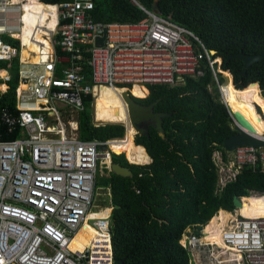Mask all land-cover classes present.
<instances>
[{"label": "built area", "instance_id": "obj_1", "mask_svg": "<svg viewBox=\"0 0 264 264\" xmlns=\"http://www.w3.org/2000/svg\"><path fill=\"white\" fill-rule=\"evenodd\" d=\"M39 1L57 7L55 30L40 28L50 51H45V42L37 43L34 54L39 61L20 60L23 68L18 73L14 114L7 108L0 111L8 131L17 126L22 134L20 139L0 141V264H114L110 189L101 205L96 179L100 169L110 171L101 157L105 152L112 157L104 148L115 140L82 141L79 123H71L64 109L83 111L85 96L96 99L99 88L105 86L128 91L139 86L147 93L131 94L145 98L149 86L184 85L187 78L203 77L208 68L231 128L235 124L249 131L236 122L225 101L223 88L232 82V75L222 71V59L170 17L140 5L147 16L139 21L102 22L93 19V0ZM25 2L0 0V61L20 58L19 50L3 36L23 46ZM102 38L103 45L98 46ZM85 65L91 69L89 79ZM220 76L226 81L221 82ZM70 124L73 131L68 130ZM256 137L264 142V132ZM225 153L213 154L216 191L234 181L246 166L264 171V146L242 145ZM107 209L104 217L95 216ZM229 214L220 233L222 247L200 242L190 229L185 232L180 243L191 252L193 264H264V217L245 218L239 209ZM86 223L87 232L92 233L88 245L71 248Z\"/></svg>", "mask_w": 264, "mask_h": 264}, {"label": "trees", "instance_id": "obj_2", "mask_svg": "<svg viewBox=\"0 0 264 264\" xmlns=\"http://www.w3.org/2000/svg\"><path fill=\"white\" fill-rule=\"evenodd\" d=\"M42 1L56 4L61 0ZM156 1L93 0L92 16L102 22H136L147 16L140 5L153 9ZM158 4L164 17L172 15L175 24L193 32L206 49L215 51V56L222 59L221 69L232 75L236 88L231 82L223 88L230 101L228 107L245 113L256 130L264 132V60L253 65L243 77L240 75L243 62L227 61L230 55L252 56L264 51V0H158ZM36 10V27L58 21L56 6L38 2ZM33 28L25 26L23 32ZM3 40L19 46L17 40L6 36ZM59 54L62 55L60 51ZM6 63L0 61V68ZM12 64L16 66L15 72L6 80L8 88L0 95V111L7 108L14 114L18 57ZM83 70L89 79L91 69L85 65ZM220 78L221 82L226 81L223 76ZM124 90L112 87L98 90L95 119L107 125H95L91 94L85 96V108L78 118L80 139L84 142L117 139L111 144L117 154H113V163L132 172V177L121 178L106 170L109 175L98 173L96 179V189L109 188L111 192L113 210L109 226L113 257L122 260V264H193L191 253L180 243L185 231L194 229L200 236L198 232L205 225L202 233L212 231V227L217 231L225 211H233L234 195L243 203L252 204V192L264 194V171L246 166L234 181L216 192L213 154L221 151L226 155L222 142L235 131L208 68L203 77L187 78L184 85L149 86L147 98H134L141 103L159 100L156 111L174 112L164 120L165 138L153 127L149 136L135 135L126 116ZM131 92L140 96L147 90L134 86ZM19 137V127L9 132L0 121V141ZM220 210L223 211L218 213Z\"/></svg>", "mask_w": 264, "mask_h": 264}, {"label": "water", "instance_id": "obj_3", "mask_svg": "<svg viewBox=\"0 0 264 264\" xmlns=\"http://www.w3.org/2000/svg\"><path fill=\"white\" fill-rule=\"evenodd\" d=\"M153 10H155L157 13L161 14V9L158 4V0L155 2ZM172 15L170 16V18ZM104 42V38L98 39L97 45L102 46ZM211 54H216L215 51H211ZM235 59L243 62L244 67L241 72V76H245L248 72V70L255 65L256 63L264 60V51L258 55H245L243 53L237 54V55H230L227 58V61ZM255 84V83H252ZM250 84V85H252ZM249 85V86H250ZM123 96V102L125 104L126 108V116L129 125L134 129L135 135L138 136H149L150 135V127H153L160 137L165 138V129H164V120L167 118H171L174 114V112H164V111H156L155 107L158 104L159 100L151 103V104H141L137 102L127 90H124L122 92ZM232 117L235 118L237 123H240V125L244 128H246L249 132H246L241 127L233 124L232 129L235 131L234 134L229 136L228 138H225L222 142V148L226 152L232 151L237 146L242 145H248V146H264V142L259 140L256 137V133L254 132V128L252 127V124H250L241 113L237 112H231ZM125 127V125H124ZM126 131V127H125ZM152 163L151 162L149 164ZM131 164V163H129ZM111 174L117 177L121 178H130L132 177V172L127 167H122L119 163H113L111 165ZM232 205L233 209H240L241 201L240 197L237 195H234L232 198ZM114 263L116 264H122V260L114 259Z\"/></svg>", "mask_w": 264, "mask_h": 264}, {"label": "bare ground", "instance_id": "obj_4", "mask_svg": "<svg viewBox=\"0 0 264 264\" xmlns=\"http://www.w3.org/2000/svg\"><path fill=\"white\" fill-rule=\"evenodd\" d=\"M16 1H18V0H13V3H15ZM38 2L41 3L39 0H26V2L23 4L24 10H23V14H22V16H23L22 17V29H21L22 33L20 34V38H21L22 45H23L22 50L24 48V50L26 51L29 48V51H26L24 53L21 52L20 58L22 61H32V62L39 61V55L36 53L34 54V52H37L39 49L37 43L45 42V45L47 46L45 51H50V46H49L48 41H45L42 38V34H43V32H45V31H42L40 29L42 27H36L35 31L31 35V37H30L29 32H23V28L25 26H27V24H30V22L31 21L33 22L34 20L36 22V20H37L36 6H37ZM57 22H55L56 25H57ZM55 24H46L43 27H46L48 30H55V28H56ZM23 39H24V41H23ZM29 44H31L32 46ZM31 53H33V54H31ZM255 84H258V83H255ZM255 84H252V85H255ZM105 87H107V86H105ZM228 94H229V92H228ZM224 96H225V101L228 105V102H230V101L228 100L227 92L226 93L224 92ZM233 112L241 113L242 116L250 124H252L250 122V120L247 118L245 113L239 112V111H233ZM252 127L254 128L255 133H260L259 131L256 130V128L253 125H252ZM109 149H110V147H109ZM105 164L108 167H111V165H112V160L109 157V155L105 159ZM250 199L253 202L252 204L243 203L240 200L241 205H240L239 211H240L241 215H243L245 218H249V219L263 218L264 217V194H253L250 196ZM108 212H109V210L107 209L105 212H101L100 214L95 215V216L96 217L97 216L98 217H104L105 215L108 214ZM229 219H230V214L228 212H226L225 217L221 221L220 227L217 229V231H215V228L212 227L213 228L212 231H209V232H206V234H204V233L203 234L205 236H207L208 238H210V240L215 242L218 246H223V242L220 239V233L223 230V228L226 226L227 221ZM88 225L89 224L86 223L84 225V227L80 230L79 234L73 239V241L70 244L71 248H77L78 247V248L84 249L85 246L88 245L90 237L92 236V233L87 232ZM81 239L83 241L82 243H80ZM232 258H233V256H231V259H229V262H231Z\"/></svg>", "mask_w": 264, "mask_h": 264}, {"label": "rangeland", "instance_id": "obj_5", "mask_svg": "<svg viewBox=\"0 0 264 264\" xmlns=\"http://www.w3.org/2000/svg\"><path fill=\"white\" fill-rule=\"evenodd\" d=\"M42 1V0H41ZM0 24H1V22H0ZM21 26V25H20ZM27 26H33L34 28H33V30L32 31H28L29 33H30V37H31V35L33 34V32H34V30H35V27L37 26L36 24H35V20L32 22H30V24H27ZM23 41H24V39H23ZM29 45H31V44H29ZM32 46V45H31ZM23 50H24V48H23ZM22 50V53H24V52H26V51H29V48L25 51H23ZM20 53H21V51H20ZM23 55V54H22ZM20 56H21V54H20ZM3 76H5V74L3 75ZM120 88H122V87H120ZM128 88V87H127ZM210 90L209 91H212V88L210 87L209 88ZM230 91V90H229ZM261 94V93H260ZM95 102H96V100H95ZM95 102H94V104H95ZM94 104H93V107H94ZM261 114H262V112L260 111V110H258ZM64 112L67 114V119H69L70 121H71V123H79L78 122V118H79V114H80V112H76V111H72L70 108H66V109H64ZM94 123H95V125H97V126H100V125H107V124H101V123H98L97 121H96V119H95V107H94ZM69 123V122H68ZM108 124H114V123H108ZM115 124H121V123H115ZM78 125V124H77ZM121 125H123V124H121ZM79 127V126H78ZM68 130L69 131H73V128H72V126H71V124L69 125V127H68ZM79 134V133H78ZM134 137H135V135H134ZM109 141H113V140H109ZM108 142V141H107ZM109 149V147L107 148V147H105L104 148V150H108ZM109 150H111L112 152H111V154H114L113 153V150H112V145L110 146V149ZM115 155H117V154H115ZM121 155V154H120ZM106 157H108V155L106 154V152L105 153H103L102 154V160H104L105 161V159H106ZM125 157V156H124ZM129 163V162H128ZM148 165V164H147ZM98 173H100V175L101 176H104V175H109V174H107L106 172H105V170L104 169H100L99 171H98ZM216 184H217V180H216ZM96 198H97V202L99 201V200H101V205H103V203L105 202L104 201V199L107 197L106 196V192H105V190H101V189H99V190H96ZM253 194H260V193H253L252 192V195ZM204 229V228H203ZM203 229L201 230V231H199L198 233L200 234V236L202 235V237L200 238V237H197V235H196V230H194V229H190V231H191V235H194L197 239H199L200 240V242H205V241H210V242H212V244L213 243H215V242H213L212 240H210V238H208L207 236H205L204 234H206V232L203 234H201V232H203ZM188 230V229H187ZM186 230V231H187ZM185 231V232H186ZM182 242H183V238H182ZM217 245V244H216ZM222 247V246H221ZM206 255H207V253H205ZM201 256H205L203 253H201L200 254ZM114 258V257H113Z\"/></svg>", "mask_w": 264, "mask_h": 264}, {"label": "crops", "instance_id": "obj_6", "mask_svg": "<svg viewBox=\"0 0 264 264\" xmlns=\"http://www.w3.org/2000/svg\"><path fill=\"white\" fill-rule=\"evenodd\" d=\"M18 45H19V43H18ZM22 47L23 46H17L16 48L19 50V53H20V51H21V49H22ZM21 54V53H20ZM31 54H33V53H31ZM58 55L59 56H64V54L62 53V55H60L59 53H58ZM15 57H18V56H15ZM14 57V58H15ZM13 58V59H14ZM13 59L11 60V61H6L7 63H6V65H5V67H1L0 68V95L1 94H3L6 90H7V88H8V85L6 84V80H8L10 77H11V73H13V72H15V67L16 66H14L13 64H12V62H13ZM21 60V58H18V67H17V73H19L20 72V70H21V68H23V66H22V62L20 61ZM25 62H27V64H30V63H35V62H32V61H25ZM60 65H62V64H60ZM5 74V77H8V79H3V77H2V75H4ZM17 85H18V82H17ZM17 85H16V87H15V90H16V88H18L17 87ZM5 87V88H4ZM120 88V87H119ZM14 100H15V104H16V91H15V97H14ZM6 109V108H5ZM1 121V120H0ZM2 122V121H1ZM3 123V122H2ZM65 124V123H64ZM66 124H69V123H66ZM78 133H79V127H78ZM79 135V134H78ZM20 138H22V134L20 133V137L19 138H17V139H20ZM80 138V137H79ZM224 150V149H223ZM221 152V151H220ZM224 152H225V150H224ZM217 192V191H216ZM221 211H223V210H220L219 212H221ZM218 212V213H219ZM226 212V211H225ZM217 213V214H218ZM216 216V215H215ZM214 216V217H215ZM188 231H190V230H188ZM191 232V231H190ZM191 234V233H190ZM196 235H197V233H196ZM194 236V235H193ZM195 237V236H194ZM198 237V236H197ZM191 253V252H190ZM192 256V255H191Z\"/></svg>", "mask_w": 264, "mask_h": 264}, {"label": "clouds", "instance_id": "obj_7", "mask_svg": "<svg viewBox=\"0 0 264 264\" xmlns=\"http://www.w3.org/2000/svg\"><path fill=\"white\" fill-rule=\"evenodd\" d=\"M231 84H233V78H232V82H231ZM129 89H130L129 91H128L127 89H125V90H127V91L129 92V94H130L133 98H136V97H134V96L131 94V89H132V88L129 87ZM149 94H150V93H149ZM148 96H149V95H148ZM148 96H147V97H148ZM147 97H145V98H147ZM93 98H94V97H93ZM139 99H143V98H139ZM95 100H96V99L94 98V102H95ZM94 102H93L92 104H94ZM94 107H95V104H94ZM120 140H121V139H120ZM115 141H117V139H115ZM110 152H111V151H110ZM114 154H115V153H114ZM124 156H125V155H124ZM112 157H113V154H112ZM112 157H111V160H112ZM112 162H113V160H112ZM133 165H134V164H133ZM107 170H108V169H107ZM110 170H111V167H110ZM105 171H106V170H105ZM108 172L111 173L109 170H108ZM109 173H108V174H109ZM216 189H217V185H216ZM96 190H99V189H96ZM101 190H104V189H101ZM106 190H107V189H106ZM106 190H105V192H106ZM221 190H222V189H221ZM221 190H220V191H221ZM220 191H217V192H220ZM110 194H111V192H110ZM241 197H243V196H241ZM111 204H112V202H111ZM112 206H113V204H112ZM112 210H113V209H112ZM233 210H234V209H233ZM226 212L230 213L229 211H226ZM231 212H232V211H231ZM111 213H112V211H111ZM216 215H217V214H216ZM110 216H111V215H110ZM205 226H206V225H205ZM205 226H204V227H205ZM204 227H203V228H204ZM203 228H202V229H203ZM201 234H202V232H201ZM200 237H202V235H201ZM112 252H113V251H112Z\"/></svg>", "mask_w": 264, "mask_h": 264}, {"label": "flooded vegetation", "instance_id": "obj_8", "mask_svg": "<svg viewBox=\"0 0 264 264\" xmlns=\"http://www.w3.org/2000/svg\"><path fill=\"white\" fill-rule=\"evenodd\" d=\"M137 102H139V101H137ZM139 103H141V102H139ZM153 103V102H152ZM141 104H144V105H147V104H151V103H141ZM226 213V212H225Z\"/></svg>", "mask_w": 264, "mask_h": 264}]
</instances>
